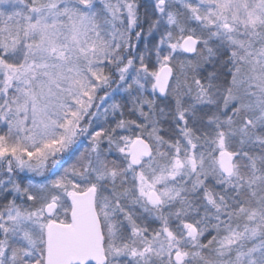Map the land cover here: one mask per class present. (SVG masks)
<instances>
[{"label":"snow or ice","instance_id":"1","mask_svg":"<svg viewBox=\"0 0 264 264\" xmlns=\"http://www.w3.org/2000/svg\"><path fill=\"white\" fill-rule=\"evenodd\" d=\"M0 264H264V0H0Z\"/></svg>","mask_w":264,"mask_h":264}]
</instances>
